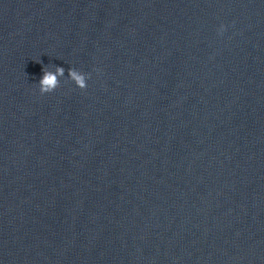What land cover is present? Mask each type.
<instances>
[{
  "label": "water",
  "instance_id": "1",
  "mask_svg": "<svg viewBox=\"0 0 264 264\" xmlns=\"http://www.w3.org/2000/svg\"><path fill=\"white\" fill-rule=\"evenodd\" d=\"M0 264H264V0H163L38 168Z\"/></svg>",
  "mask_w": 264,
  "mask_h": 264
},
{
  "label": "clouds",
  "instance_id": "2",
  "mask_svg": "<svg viewBox=\"0 0 264 264\" xmlns=\"http://www.w3.org/2000/svg\"><path fill=\"white\" fill-rule=\"evenodd\" d=\"M225 26L221 25L219 32L223 34ZM40 63L41 61H36ZM96 71H99L98 69ZM42 78L39 80L38 89L41 95L49 94L54 92L57 88L61 86L60 78L64 77L65 69L63 67L55 66V70H49L46 66L42 68ZM68 78L78 87L80 90H86L88 87V79L90 78V73L82 72L76 68H70L68 70Z\"/></svg>",
  "mask_w": 264,
  "mask_h": 264
}]
</instances>
